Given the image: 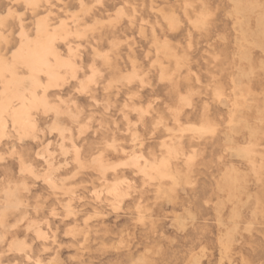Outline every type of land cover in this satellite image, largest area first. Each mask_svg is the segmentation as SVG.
Wrapping results in <instances>:
<instances>
[{
  "label": "rangeland",
  "instance_id": "1",
  "mask_svg": "<svg viewBox=\"0 0 264 264\" xmlns=\"http://www.w3.org/2000/svg\"><path fill=\"white\" fill-rule=\"evenodd\" d=\"M0 264H264V0H0Z\"/></svg>",
  "mask_w": 264,
  "mask_h": 264
},
{
  "label": "snow or ice",
  "instance_id": "2",
  "mask_svg": "<svg viewBox=\"0 0 264 264\" xmlns=\"http://www.w3.org/2000/svg\"><path fill=\"white\" fill-rule=\"evenodd\" d=\"M29 6H37V5H35V3L33 2L32 4H30ZM218 95H219V93H218ZM78 151V150H77Z\"/></svg>",
  "mask_w": 264,
  "mask_h": 264
},
{
  "label": "bare ground",
  "instance_id": "3",
  "mask_svg": "<svg viewBox=\"0 0 264 264\" xmlns=\"http://www.w3.org/2000/svg\"><path fill=\"white\" fill-rule=\"evenodd\" d=\"M41 52V51H40ZM21 57H23V56H21ZM47 61V60H46ZM41 62H43V61H41ZM45 63V62H44ZM47 64V63H46ZM194 130V129H193ZM231 150V149H230ZM232 152V151H231ZM232 154V153H231ZM144 166H146V165H144ZM13 202V201H12Z\"/></svg>",
  "mask_w": 264,
  "mask_h": 264
}]
</instances>
